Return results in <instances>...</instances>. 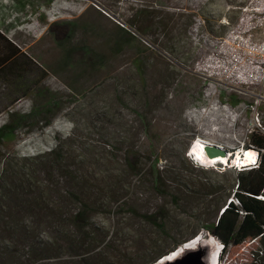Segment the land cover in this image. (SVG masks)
Segmentation results:
<instances>
[{
    "label": "rangeland",
    "instance_id": "374dc122",
    "mask_svg": "<svg viewBox=\"0 0 264 264\" xmlns=\"http://www.w3.org/2000/svg\"><path fill=\"white\" fill-rule=\"evenodd\" d=\"M247 1L0 0V55L16 47L21 63L19 71L6 69L0 76V124L57 102L35 117L34 127L23 125L7 141L2 162L13 155L48 152L57 138L84 141L100 157L106 155L96 170L117 165L110 158L113 152L123 161L131 160V148L154 150L151 159H142L146 169L158 156L167 183L181 187L187 196L176 204L175 198H162L135 175L140 184L132 188L131 201L142 212L165 204L173 223L184 220V230L211 228L217 204L203 195V184L223 183L220 164L227 161L199 165L197 141L221 144L236 153L259 129L251 123V110L239 107L250 98L225 89L207 96L205 79L189 66L203 54L206 38L224 34ZM140 12L153 22L149 31H141L133 21ZM168 23L170 30H165ZM260 123L264 127V105ZM195 190L201 194L190 193ZM260 248L255 239L230 246L219 264L250 263ZM137 261L145 262L141 253Z\"/></svg>",
    "mask_w": 264,
    "mask_h": 264
},
{
    "label": "trees",
    "instance_id": "16d2710c",
    "mask_svg": "<svg viewBox=\"0 0 264 264\" xmlns=\"http://www.w3.org/2000/svg\"><path fill=\"white\" fill-rule=\"evenodd\" d=\"M139 16L133 21L146 32L153 22L144 12ZM168 25L165 30H170ZM169 38L174 40L172 35ZM18 55L16 47L5 57L0 55V76L6 69L11 74L20 70ZM236 95L233 98L238 103ZM56 104L51 101L33 114L13 115L15 119L0 124V264H152L197 233L199 227L184 230L182 219L173 223L165 204L156 211L142 212L131 201L132 188L140 184L135 175H141L140 180L162 198H175L176 204L187 194L167 183L158 156L146 169L142 159H151L154 150L131 148V160L123 161L113 152L110 158L117 165L96 170L106 155L100 157L84 141L57 138L58 144L48 152L13 155L3 163L7 141L23 125L34 127L35 117ZM244 147L258 149L257 165L220 164L224 182L203 184V195L212 196L210 202L217 204L216 222L206 228L222 241L223 252L248 239L257 240L260 250L252 262L243 264H264V132H252ZM200 191L190 193L199 196ZM140 253L144 263L137 261Z\"/></svg>",
    "mask_w": 264,
    "mask_h": 264
},
{
    "label": "built area",
    "instance_id": "2783aa9c",
    "mask_svg": "<svg viewBox=\"0 0 264 264\" xmlns=\"http://www.w3.org/2000/svg\"><path fill=\"white\" fill-rule=\"evenodd\" d=\"M239 9L238 19L225 34L206 38L207 47H203V54L193 60L189 69L203 76L207 96L225 89L250 98V103L240 104V110H251V123L259 129L252 132H264L260 123V107L264 104V0H248ZM249 149L256 153L254 161L232 163L231 159L232 165H257L259 151L254 147ZM247 151L243 144L235 158Z\"/></svg>",
    "mask_w": 264,
    "mask_h": 264
},
{
    "label": "water",
    "instance_id": "95a60500",
    "mask_svg": "<svg viewBox=\"0 0 264 264\" xmlns=\"http://www.w3.org/2000/svg\"><path fill=\"white\" fill-rule=\"evenodd\" d=\"M204 150L210 158L229 157L232 153L221 144L205 143ZM223 249L222 241L207 228H202L196 235L152 264H219Z\"/></svg>",
    "mask_w": 264,
    "mask_h": 264
},
{
    "label": "bare ground",
    "instance_id": "6f19581e",
    "mask_svg": "<svg viewBox=\"0 0 264 264\" xmlns=\"http://www.w3.org/2000/svg\"><path fill=\"white\" fill-rule=\"evenodd\" d=\"M226 22V21H225ZM208 143V144H216L207 140H201L199 139L197 141L196 147V154L198 156V160H200L202 162V164H204V166H212L214 163H224L227 161V163L230 161L231 157H232V153L229 154V157H214V158H210L206 155L205 150H204V144ZM248 150L246 153L241 154V152L238 154V156L236 158H234V160L232 161V163L235 161L236 163H247L250 164L252 161L255 160V151L253 149H246ZM234 162V163H235ZM203 166V165H202ZM192 244V243H191Z\"/></svg>",
    "mask_w": 264,
    "mask_h": 264
},
{
    "label": "clouds",
    "instance_id": "9594fccd",
    "mask_svg": "<svg viewBox=\"0 0 264 264\" xmlns=\"http://www.w3.org/2000/svg\"><path fill=\"white\" fill-rule=\"evenodd\" d=\"M194 158H195V160L197 159V158H196V155H195ZM197 163H198L199 165H201V166L204 165V164H202V162H200L199 160L197 161ZM222 163H223V162H222ZM227 164H228V163H227ZM227 164H225V165H227ZM213 165H214V164H213ZM206 166H207V165H206ZM207 167H208V166H207ZM235 167H237V166H235ZM239 168H240V167H239Z\"/></svg>",
    "mask_w": 264,
    "mask_h": 264
}]
</instances>
